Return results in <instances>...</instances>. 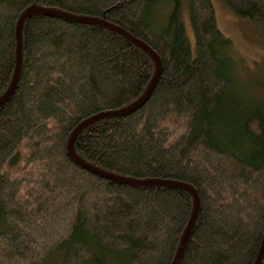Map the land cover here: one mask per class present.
Here are the masks:
<instances>
[{
  "label": "trees",
  "instance_id": "1",
  "mask_svg": "<svg viewBox=\"0 0 264 264\" xmlns=\"http://www.w3.org/2000/svg\"><path fill=\"white\" fill-rule=\"evenodd\" d=\"M221 1L264 26V0ZM31 6L116 26L161 61L149 99L84 128L75 155L117 177L196 192L178 264H254L264 236V79L240 89L242 68L213 1L0 0V97L15 72L17 21ZM155 68L102 25L51 15L24 22L18 82L0 106V264H45L54 254L50 264H171L191 194L103 178L67 151L80 123L135 103Z\"/></svg>",
  "mask_w": 264,
  "mask_h": 264
},
{
  "label": "water",
  "instance_id": "2",
  "mask_svg": "<svg viewBox=\"0 0 264 264\" xmlns=\"http://www.w3.org/2000/svg\"><path fill=\"white\" fill-rule=\"evenodd\" d=\"M39 15H51V16H59V17H63L75 22H80V23H87V24H98V25H102L103 27L115 31L117 33H119L120 35H122L123 37H125L126 39H128L130 42H132L134 45L138 46L139 48H141L144 52H146L154 61L155 63V73L153 76V79L151 80L147 90L145 91V93L132 105H130L129 107L119 110V111H114V112H105V113H101L99 115L93 116L85 121H83L82 123H80L72 132L69 140H68V144H67V151H68V155L82 168H84L87 171L92 172L95 175L101 176L103 178L112 180V181H116L119 183H124V184H131V185H140V186H175V187H179L182 189H185L186 191H188L192 198H193V210H192V214L191 217L188 221V224L186 226V229L184 231V234L182 236V239L180 241V245L177 249L176 255L173 259V261L171 262V264H178L180 261V258L182 256V253L184 251L185 245L187 243L188 237L190 235V232L192 230V227L194 225L197 213H198V209H199V199L197 197L196 192L189 186L187 185H183V184H179V183H174V182H168V181H160V180H148V181H136V180H130V179H124L121 177H117L114 176L112 174L109 173H105L102 172L96 168L91 167L90 165H87L86 163H84L82 160H80L74 153L73 151V144L74 141L77 137V135L87 126L91 125L94 122H97L99 120H102L104 118H109V117H117V116H123L126 115L128 113H131L133 111H135L136 109H138L139 107H141L150 97V94L153 90V88L155 87L160 75H161V61L158 58V56L144 43H142L141 41L133 38L132 36H130L129 34H127L124 30L110 25L104 21L98 20V19H91V18H86V17H74V16H70L64 13H60L57 11H52V10H48V9H43V8H39L36 6H31L29 8H27L19 17L17 24H16V28H15V39H16V65H15V72L12 78V81L10 83L9 88L7 89V91L0 97V106H2V104L6 103L9 98L13 95L14 90L16 88L17 82H18V77H19V73H20V63H21V30H22V26L24 24V22L30 18V17H36ZM264 255V236L263 239L261 241V245H260V249L258 252V255L256 257V260L254 262V264H260L261 259Z\"/></svg>",
  "mask_w": 264,
  "mask_h": 264
},
{
  "label": "rangeland",
  "instance_id": "3",
  "mask_svg": "<svg viewBox=\"0 0 264 264\" xmlns=\"http://www.w3.org/2000/svg\"><path fill=\"white\" fill-rule=\"evenodd\" d=\"M212 1L218 28L232 41V53H234L236 60L239 62L236 67L242 68L237 84L241 90L243 89L246 93H250L252 90L249 91L242 83L248 81L251 85H256L255 83L257 81L260 84L261 80L264 79V26L255 25L243 19L236 18L227 10L221 0ZM183 14L186 34L193 44L186 8ZM56 257L57 254H54L45 264L53 263ZM108 263L112 264L111 262Z\"/></svg>",
  "mask_w": 264,
  "mask_h": 264
}]
</instances>
